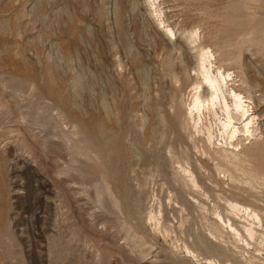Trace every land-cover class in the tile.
I'll list each match as a JSON object with an SVG mask.
<instances>
[{
    "label": "rangeland",
    "instance_id": "374dc122",
    "mask_svg": "<svg viewBox=\"0 0 264 264\" xmlns=\"http://www.w3.org/2000/svg\"><path fill=\"white\" fill-rule=\"evenodd\" d=\"M159 9L0 0V264H264V0H159ZM193 28L253 108L249 140L225 143L218 107L201 116L213 145L195 132ZM228 54L241 56L247 83ZM222 153L235 154L232 173L217 171ZM229 202L260 216L253 239L252 219ZM218 216L241 236L216 233Z\"/></svg>",
    "mask_w": 264,
    "mask_h": 264
},
{
    "label": "bare ground",
    "instance_id": "6f19581e",
    "mask_svg": "<svg viewBox=\"0 0 264 264\" xmlns=\"http://www.w3.org/2000/svg\"><path fill=\"white\" fill-rule=\"evenodd\" d=\"M145 1L148 5H150L151 7H154V12L156 13L157 17H161V10L159 9V0H145ZM160 22H161V25L164 24L163 20H160ZM164 29L170 38L175 37L174 31L169 26H165ZM185 39H186L187 44L190 46L191 50L193 51V60H194L193 70L196 73V75L199 77V82L197 81L198 83H196L197 86H195L193 88V93H192L191 101L189 103V108H188V112H187L188 116L191 118V120H193V128H194L195 132L201 133V134H205V132H206L205 135H206L208 144L213 145L212 132H211L210 128L205 127V130L203 129V126H201V121H202L201 116L203 115L204 111L211 112L213 114V116H216L217 112L215 110L218 107L220 109V111H223V113L225 114L224 115L225 120L221 122V135L227 136L225 143H228L227 141H229L230 142L229 144L233 145L232 141H234L236 139V137L238 136L239 133H244V135H246V137H247L246 139L249 140L252 136H254L255 131H253V125L255 123H257V120H256L257 116L255 114H253V115L251 114L249 116V119L247 118L249 113L251 111H253V108L249 106V104L247 103L248 101L245 99L244 96L241 95V93H238L237 91H235L233 87H229L232 85V83L235 84V82H236V80L233 77L234 72H230L229 69H225L222 66L214 67L215 55H214L213 49L210 46H208L202 42L199 29L193 28L192 30L188 31L185 34ZM226 61L229 64L236 65V68L240 69V75L243 78V82L247 83V79H245V76L248 73V71L247 72L245 71L246 67H244V65L241 63V56L237 55V54H228V56L226 57ZM252 84H253V87L258 86L257 81H253ZM226 93L230 97H232V103L231 104H229L227 101V98L225 96ZM195 115H197L198 121L194 120ZM241 120H244V124H242L243 129H239L237 126H234V121H241ZM245 121H246V123H245ZM237 146L238 145L235 144L234 147H237ZM222 151H224V150H222ZM222 154H219V157L221 158L219 163H221V164L219 165V167H217V171L221 172V173H223V171H227L229 173V170H230L231 171L230 173H232V170H234V169H232V166L234 165V161H238L235 159V157H233V156H235V154L232 157L227 156L228 154L224 155V154H226L225 151H224V154L223 155ZM233 159H235V160H233ZM250 159H251V157H250ZM248 161L249 160H247V164H248ZM239 162L241 164V161H239ZM239 166L240 165L238 163V167ZM250 166H252V165H250ZM235 167H237V166H235ZM242 167H244V166H242ZM242 167H240V168H242ZM237 168H235V170ZM181 170H182V173H184L185 177L193 185V187L198 186L197 179L194 176L193 172L190 171V169L187 170L184 167H181ZM241 171H243V170H241ZM247 171H248V169H247ZM250 172H253V171H250ZM231 176H232V174L230 175V177ZM244 176H246V178H247V175L244 174ZM251 176H253V175H251ZM248 177H249V175H248ZM255 177H256V175H255ZM258 177L259 176H257V178ZM248 179H250V178H248ZM257 181H259V180H256V182ZM244 182H245V180H244ZM254 183H255V180H254ZM255 184H258V183H255ZM228 205H229V208L233 214H235V215L242 214L243 216L245 215V216L250 217L252 219V221L249 222V225L245 226V231H246L247 235L252 238L253 235L255 234L254 233L255 231L253 228L254 220H257L258 223L261 222V218L258 215V213L254 209H252L246 205H243L239 202H229ZM247 217H245V218H247ZM155 218L152 217L151 219H153L155 221L156 220ZM218 218L219 219H217V221L218 220L219 221L216 222L217 227L215 229L216 233L222 234L223 230H226L227 228H229L233 232H235V234L238 237L241 236V235L239 236L238 231L236 230V228H234L232 223H228V225H227V223L223 220L222 217L218 216ZM246 221H247V219H246ZM154 223H155L154 225L156 226L157 223L156 222H154ZM158 225H159V223H158ZM165 229L166 228H164V230ZM240 239H242V238H240ZM186 249H188V248H186ZM187 251H188V253L192 254L191 250L190 251L187 250ZM192 255H194V253ZM194 257H196V256H194Z\"/></svg>",
    "mask_w": 264,
    "mask_h": 264
}]
</instances>
